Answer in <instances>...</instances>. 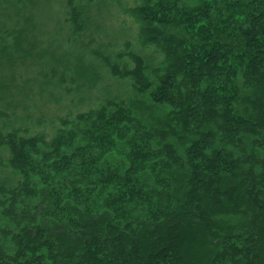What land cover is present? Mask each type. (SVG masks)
Returning a JSON list of instances; mask_svg holds the SVG:
<instances>
[{"label":"trees","instance_id":"16d2710c","mask_svg":"<svg viewBox=\"0 0 264 264\" xmlns=\"http://www.w3.org/2000/svg\"><path fill=\"white\" fill-rule=\"evenodd\" d=\"M123 1L0 0V264H264V0Z\"/></svg>","mask_w":264,"mask_h":264},{"label":"rangeland","instance_id":"374dc122","mask_svg":"<svg viewBox=\"0 0 264 264\" xmlns=\"http://www.w3.org/2000/svg\"><path fill=\"white\" fill-rule=\"evenodd\" d=\"M125 1H123V2H125ZM110 19L112 21V31H110V35L114 34L115 31L121 29L122 27L127 26L128 21H129V19L123 15H120L119 17L116 16V17H113ZM135 31H136V28L133 25H129L128 33L131 35H134ZM129 37H130V35H129ZM131 37L129 39H133ZM115 47L117 49L122 48V40L121 39L116 41ZM21 75H22L21 79H25L26 75L31 76V75H33V73L32 72L25 73L24 71L21 70ZM109 81H110V79L106 78V83H108ZM37 89H38L37 86L34 85L33 91L30 93V98L27 99V101H25V103L28 105V107L32 111L33 115H35L36 114L35 112L38 110V108H40L42 114L45 117V120L49 121L51 118H54L57 115H64L65 111L68 110L69 107H71L69 98H64L58 104H56L55 102H52V101H45L46 95L38 96ZM76 102H77V100H74V103H76ZM88 102L89 101H86L84 104H78V107L80 108L79 110H84V109H87L88 107L92 106V105H90V102L88 105ZM72 111L75 112L74 109H72Z\"/></svg>","mask_w":264,"mask_h":264}]
</instances>
